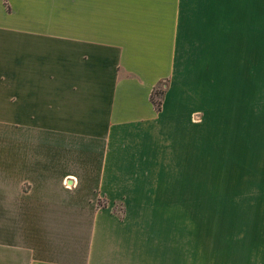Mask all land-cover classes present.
<instances>
[{"label": "crops", "instance_id": "obj_1", "mask_svg": "<svg viewBox=\"0 0 264 264\" xmlns=\"http://www.w3.org/2000/svg\"><path fill=\"white\" fill-rule=\"evenodd\" d=\"M256 40L264 0H0V99L11 117L0 219L28 249L0 251V264H57L63 229L77 244L95 229L105 237L94 196L126 195L122 179L152 156L136 142L170 115L253 111L238 69Z\"/></svg>", "mask_w": 264, "mask_h": 264}, {"label": "rangeland", "instance_id": "obj_2", "mask_svg": "<svg viewBox=\"0 0 264 264\" xmlns=\"http://www.w3.org/2000/svg\"><path fill=\"white\" fill-rule=\"evenodd\" d=\"M255 47L240 53L249 68L238 69L248 70L253 111L170 115L167 128L136 142L142 154L153 147L152 156L132 166L136 178L122 179L126 195L94 196L110 231L98 238L95 229L94 240L77 244L63 229L52 245L63 257L57 264H264V44ZM164 84L152 93L156 107ZM6 109L0 99V141L11 120ZM7 223L0 219V251L28 250L12 241Z\"/></svg>", "mask_w": 264, "mask_h": 264}]
</instances>
